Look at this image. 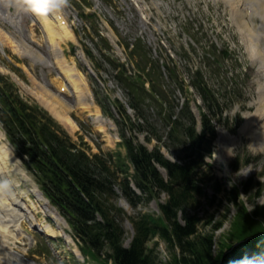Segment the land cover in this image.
Listing matches in <instances>:
<instances>
[{"label": "trees", "instance_id": "trees-1", "mask_svg": "<svg viewBox=\"0 0 264 264\" xmlns=\"http://www.w3.org/2000/svg\"><path fill=\"white\" fill-rule=\"evenodd\" d=\"M122 81L129 87L133 106L141 109V102H164L165 90L160 80H150V91L145 88V80ZM140 88L142 94L139 93ZM5 104L7 109L4 110V119L10 128L18 130V140L22 147L35 156L38 179L45 181L46 177H51L65 185L63 193L67 202L57 198L59 205L87 242L85 251L99 264H108L110 259L114 264H161L155 252L158 241L152 245L154 237L164 240L172 249L169 261L162 264H239L244 257H238L241 247L226 251L231 247V241L252 236L247 242L249 245L264 244V207L261 209L255 205L250 210L239 199L240 188L237 186L226 192L237 205L232 224L233 235L229 234L219 240V249L215 251V232L222 227V220L216 221L209 232L198 230L197 226L202 219L207 221L213 217L210 215L204 219L200 215L204 199L210 196L208 188L212 185L216 192L222 188L219 181L213 178L211 164L205 160V154L212 147L214 125L204 116L203 134L197 133L188 104L176 111L175 105L169 103L164 116L165 125L172 124L169 137L173 136L174 146H178L175 144V135L178 138L180 134H188L191 144L187 146L186 154L181 156L182 162L171 161L158 150L149 151L142 143L127 140L128 158L143 195L137 194L130 187L127 176L131 165L122 154H118L114 165L125 173L126 179L117 181L115 172L112 171L110 175L107 173L111 169L103 156L95 154L90 157L80 150H74L71 137L39 106H31L12 95H7ZM206 133L212 136L205 139ZM153 161L167 168L168 180ZM116 182L134 206L142 197L149 201L160 198L163 192L167 194L165 201L159 202L160 214L146 212L132 216L135 235L128 247L123 245V209L111 199V195L116 194ZM248 184V181L243 184L245 191H249ZM215 199L216 195L211 196L209 203ZM97 211L102 214L104 221L96 219ZM175 248L181 252H175Z\"/></svg>", "mask_w": 264, "mask_h": 264}, {"label": "rangeland", "instance_id": "rangeland-1", "mask_svg": "<svg viewBox=\"0 0 264 264\" xmlns=\"http://www.w3.org/2000/svg\"><path fill=\"white\" fill-rule=\"evenodd\" d=\"M103 1L105 3L102 6L101 13L105 15L104 17L107 18V20L111 24H115L116 31L118 33H120V26L125 27L122 30L123 34L128 32L127 38H122L125 44L128 39H133L135 38V36L140 35L139 28L136 22L137 15L134 11L127 8L126 6L124 9H122L121 5H119L118 3V0ZM147 1L150 5V8H144L142 10L143 16L146 19H149L151 17L152 25L150 26V29L153 33H155V36L159 37V44H163L161 41L165 43L164 46L161 45L162 47H160L164 48L166 46H169L173 52L175 51L176 61H179L180 54L182 52L184 53V51L180 47L181 44L186 45L188 49L192 51L190 40L188 39L186 41V38L190 36V33H196L197 35L201 36L202 39L200 42H197L193 38L194 49L197 54L193 51V57L187 59H183L181 57L183 62H181L180 65L198 63L204 57V55L209 56V58H207V61L217 58L218 48L213 49V51L209 52L208 54L206 53L208 48L205 47V45L209 44L212 41H215L216 45L220 49H224L225 46L229 47L230 49L231 57L227 59L226 65L224 67L226 68L225 70L228 71V79L236 82L235 87L233 86L232 88H237L234 90H238V95L236 98L231 97L234 107L231 112H229V114L233 115L237 110H240L243 114V120L236 127L235 131L231 130V128L235 126V122L232 119L227 122L226 125H224L219 120L214 121L216 129L218 130V135L215 140L213 153L209 158V162H211L212 172L219 179L223 190L226 191L223 193L221 191L216 192L212 185H210V187L208 188V193L210 194V196L207 199H204L203 204L201 205L200 215H203L204 219H207L208 216L210 217V215H213V217L209 218L207 221L202 219V222L197 226L198 230H202V232L206 233L212 230L216 221L222 220V227L215 232L214 248L216 251L219 249V246L217 245L219 243V240H221L223 237L228 236L229 234L233 235L232 224L234 221V215L237 210V205L231 201L229 196L226 195V192L232 190L235 185L241 187L243 182L248 181L249 191H245L243 186L242 190L239 193V199H242L244 202L246 201L247 205L250 208L255 205L259 206L261 209H263L264 207V137L253 141L249 134H247L246 132H243L242 134V132L240 131L241 127L245 123L246 116L250 115L251 112L256 113L254 110L258 106H256L255 102L259 98L260 83L264 82V68L260 66V69H262V71L259 70L260 60H252L254 46L251 44V42H253V39L248 36L247 32H245L238 23L234 21L233 10L235 9L232 4L228 6V4L224 0H155V3L154 0ZM85 3L86 2L80 4V6L78 5V9H80V11H83V9H85V7L83 6ZM232 3H234V0H232ZM118 8L121 10H119ZM257 20L259 21L258 18ZM98 21L101 23V19H99ZM193 21L198 26L200 24L203 25L198 33V26L195 28L192 27ZM154 27L156 28L155 31L153 29ZM33 38L36 42H32V40L29 41L34 43L40 48V50L44 51L47 54L49 52L46 44L47 37L46 35H44V33L42 34L40 28H37L34 31ZM71 45L72 43H70V46ZM162 53L164 56H166L165 50ZM11 54L14 58L13 61L6 58H0V73L4 72L5 74L11 76V73L17 72L25 77V82L29 87H35L39 91V80H34L33 77L29 75V71L27 70V68L23 66V63L17 64V55L13 53ZM210 54L213 55L210 56ZM236 59L238 60V64H240V66L235 64ZM181 68L186 73L187 69L182 66ZM33 71H35L38 76L41 77L40 65H35ZM56 71L57 70L54 66H50L49 70L47 71L50 75L47 76V79L51 80L52 77V80H46L47 86L41 84L40 82L39 85L49 87V89L54 92L58 91L57 87L61 82V78H58L57 80L56 77H54ZM101 71L106 78H102V80H99V82L97 81L98 79H92L93 75L88 74V82L91 86L92 82H94L96 91L98 92V94L100 92L99 98H101L106 103V105L109 104V101L113 100L114 98H119L121 101L126 102L125 88L116 81L119 79L113 76L114 72L112 71V69H101ZM212 78L214 80H222V76L218 75L217 73L212 74ZM82 82L84 86V80H82ZM19 87L21 92L28 98H36V95L31 91L30 88L24 87L22 84H19ZM171 94L173 99L175 97V94L177 95L176 91L174 93L171 92ZM192 94L193 96L195 95L194 92H192ZM263 94L264 90L260 95L258 105ZM38 97L41 98L40 96ZM65 97L69 102H71L70 100L74 99L73 96ZM41 100L44 102L42 98ZM87 102L88 101L85 99L83 102V106L81 107H88L89 105H87ZM45 104L50 107V109L55 114H57L59 118L63 119L60 114L58 115L57 110H54L47 103ZM124 104L126 105V103ZM95 107L92 106V109L85 111L77 108L68 113L72 116L71 117L69 115L71 118L74 119L75 117L76 120L78 119V122H85L89 126L87 129L80 126L79 123L75 122L73 119L72 120L77 123L76 127L74 126L75 129H72V127H68V125L71 126V124L67 123V125L65 123V119H63L65 121H63L64 124L67 125L74 138L79 137L78 132L81 129V131L88 132L92 136H96L105 149L112 150L117 148L118 140L114 135H112L113 130L109 127V129L105 128V130L102 131L101 129L104 127H101V125L95 121L94 113L91 115L89 114L92 110L96 111ZM61 110H59V112L64 115L65 113ZM257 113L260 114L261 111ZM115 115L118 117H120L121 115L118 114L117 109L115 111ZM106 117L108 120L112 119L108 115H106ZM259 119H261V117ZM111 121L112 123H109V125L113 124V126L118 129V125L115 120L112 119ZM157 124L160 123H158L157 121ZM260 124L261 123L257 124L254 128L258 127ZM137 134V139L146 143L150 148L155 145V140L147 141L146 133L137 131ZM1 137L2 135H0V138ZM87 139L89 140V138ZM89 141L92 142L91 140ZM1 146H4V144H2ZM5 146L8 147L7 145ZM162 150L170 157L173 155L167 150V148H163ZM5 157L6 158L3 160L4 162L0 170H4L5 167L7 168L9 164L8 159H12V151L10 150V155ZM19 163V167L21 168L22 172L18 171V168L14 170V167H12L11 171L8 173V177L11 179L12 183L16 185L19 195H21L23 198H27V195L24 194V192H30L31 189L35 187V183H33V179H30L31 174L25 168L21 160H19ZM1 175H3L2 171L0 172V176ZM2 188L4 187L2 186ZM258 191L259 193L256 194V192ZM11 192L13 193V191ZM13 195H15V193ZM212 195H216V199L213 203H209V198ZM163 197L165 196L163 195ZM32 200L34 201V197H32ZM30 203L32 204L31 201ZM12 206L13 205L10 202V206H8L11 207L10 213H12ZM129 211L131 213H135L137 211L158 212L159 207L156 202H152L148 205H140L135 209L129 207ZM11 219H13V217H11ZM36 221L39 223H46L45 216H38L36 218ZM31 225L32 221H28V218H26L25 227L31 228ZM129 229L130 238L132 230L131 228ZM49 237L44 236L38 231L32 230V233L27 234V237L24 240L22 239L20 243H17L15 251L10 252L7 257L3 258L5 260V264H72L74 260L72 259V257H69L70 255L68 252V248L75 246L72 239L68 237L70 244H64L62 240H49ZM161 240H159L155 252L156 254H158L159 262H161L162 264L164 262L166 263V261H169L168 259L171 256L172 249L170 246H167L164 240ZM234 241H231V243ZM38 243H43V245H39ZM41 248H48L51 253L47 251V259L43 258L42 256H38L40 261L38 260V262L36 263L32 258L34 256V252H38L39 254L42 253ZM175 249V252H181L180 249ZM248 249V246L244 248L245 251H248Z\"/></svg>", "mask_w": 264, "mask_h": 264}, {"label": "bare ground", "instance_id": "bare-ground-1", "mask_svg": "<svg viewBox=\"0 0 264 264\" xmlns=\"http://www.w3.org/2000/svg\"><path fill=\"white\" fill-rule=\"evenodd\" d=\"M226 1L227 3H232V0ZM35 3L37 4L38 0H35ZM17 4L21 3L17 2ZM234 5L236 10L235 16L239 23V26L245 32H247L248 36L253 39L255 59L260 60V66L264 68V0H234ZM31 8H34V6L32 5L31 7H28V10H31ZM249 9L251 11L250 21L246 17L247 14H249ZM25 10H27V7ZM36 12V18L42 23L46 34L50 38V44L52 45L54 50V62H57L58 65L62 68L61 72L64 75L65 79L68 80V84L72 85L71 89L76 92L77 99L73 103L69 102L62 96L50 91L44 85L41 86V88L44 89L42 92H34L37 96H40L45 103L51 106L54 110H57L58 115L60 114L63 119H65L66 123L71 124V127L73 128L74 126H76V123L72 120L68 113L74 107L83 106L86 92L82 82L83 79L76 75V72H74V68L64 66L65 61L61 58L62 54L60 42L61 40H63V38L65 39L68 37H72L73 33L70 28L65 26H58L57 23L55 24L47 13H44L41 10H36ZM257 16L260 18V23L258 25H256L255 23ZM253 28H256L258 30L253 31ZM14 42L17 49H19L20 51H25V53L30 55L33 59L39 58L45 64L51 63V60H49V58L47 59L43 55L36 53L35 50L32 49L29 45L20 42L18 39ZM58 108H61L62 110ZM59 110H61L65 114L62 115ZM259 111H261L260 114L257 113ZM260 117L261 119H259ZM259 123L261 124L258 127L254 128ZM240 131L242 132V134L243 132L249 134L253 141L264 137V94L260 99V103L257 107L256 113H252L246 116L245 123L241 127ZM0 135H2L3 137V133L0 132ZM2 137L0 138V140L2 139ZM5 145L6 144H4V146L0 145V169L2 168L4 162L3 160L6 158L5 156L10 155V148L6 147ZM11 160H15L13 154ZM5 168L4 170H0V172L2 171V173L4 174ZM3 180L4 182L2 183L0 176V237L8 236V246H0V253H6L8 250H11L14 239H19L22 236H25L23 233L24 228L22 227V218L27 214L26 211H23V206H25V203L16 199V196L13 195L14 192L11 193L14 196L13 199L16 207L12 206V213H10L11 207L8 206H10L11 201L8 198V193L6 190L8 189L9 183L6 182V179ZM2 186L4 188H2ZM17 204L18 206H21L22 204V206L17 207ZM11 217H13V219H11ZM30 217L32 218V215H30ZM55 217L58 222L61 221L60 217L56 214ZM43 228L48 234H55V231L52 230L49 225H45Z\"/></svg>", "mask_w": 264, "mask_h": 264}, {"label": "clouds", "instance_id": "clouds-1", "mask_svg": "<svg viewBox=\"0 0 264 264\" xmlns=\"http://www.w3.org/2000/svg\"><path fill=\"white\" fill-rule=\"evenodd\" d=\"M33 6H34V7H36L38 10H40V9H41V5H40V4H38V3H37V4H34Z\"/></svg>", "mask_w": 264, "mask_h": 264}]
</instances>
